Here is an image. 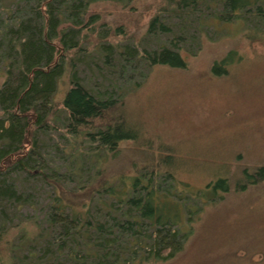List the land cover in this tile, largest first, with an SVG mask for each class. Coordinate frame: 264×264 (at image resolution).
I'll return each mask as SVG.
<instances>
[{
    "label": "trees",
    "instance_id": "1",
    "mask_svg": "<svg viewBox=\"0 0 264 264\" xmlns=\"http://www.w3.org/2000/svg\"><path fill=\"white\" fill-rule=\"evenodd\" d=\"M101 6L119 21L106 22ZM143 18L142 42L124 44ZM193 18L241 24L250 46H264V0H0V264H168L207 207L264 192V165H227L204 187L180 180V152L151 144L129 120L123 86L108 85L116 68L139 63L185 69ZM55 133L58 152L44 142ZM37 206L39 221L26 215Z\"/></svg>",
    "mask_w": 264,
    "mask_h": 264
},
{
    "label": "rangeland",
    "instance_id": "2",
    "mask_svg": "<svg viewBox=\"0 0 264 264\" xmlns=\"http://www.w3.org/2000/svg\"><path fill=\"white\" fill-rule=\"evenodd\" d=\"M103 10L106 22L119 21L111 7L101 6L98 11ZM145 23L143 18L132 24L122 42L132 46L129 35L136 34L134 42L138 43ZM200 28L194 42L182 51L185 69L155 66L147 73L139 63L124 73L116 68L108 83L123 86L120 95L125 96L129 120L140 126L151 144L180 152L177 157L186 167L178 178L194 187L226 177L227 165L232 174L264 165V46H250L241 24L208 21ZM149 45L147 50H154L155 45ZM232 50L242 60L222 77L216 75L214 65ZM65 88L60 86L58 100ZM58 135L53 134L51 142L44 141L57 152L56 146L62 143ZM49 152L50 159H59L57 152ZM26 215L39 221L40 206L27 209ZM193 237L186 250L168 264H264V192L251 189L243 196L232 192L223 203L207 207Z\"/></svg>",
    "mask_w": 264,
    "mask_h": 264
}]
</instances>
